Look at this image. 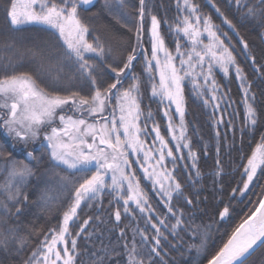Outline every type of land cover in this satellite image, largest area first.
I'll list each match as a JSON object with an SVG mask.
<instances>
[{
    "label": "snow or ice",
    "instance_id": "obj_1",
    "mask_svg": "<svg viewBox=\"0 0 264 264\" xmlns=\"http://www.w3.org/2000/svg\"><path fill=\"white\" fill-rule=\"evenodd\" d=\"M205 2L239 37V52L229 31L196 0H175L171 23L153 11V0H104L109 15L134 34L126 50L114 49L82 18L95 0H5L12 34L0 37V127L14 141L13 148L20 144L27 149L37 141L40 146L39 154L27 151L25 161L0 144L6 174L0 183V252L23 256L31 238L40 237V230L21 231L12 220L22 214L26 186L42 164H47V176L40 202L49 209L62 204V218L22 264H168L169 237L179 240L181 233L198 235L199 243L192 246L197 252L205 249L208 228L194 224L198 204L185 190L200 183L199 162L209 148L203 137L194 143L189 135L186 92L207 109L202 127L214 132L213 184L219 183L222 197L223 181L217 179L224 174L222 142H228L226 155L240 153L236 132L241 139L245 129L251 135L260 120L258 108L264 114V89L260 97L253 90L255 80L264 85V63L258 64L216 0ZM229 3L242 13L239 22H254L264 30V0ZM27 25L41 26L46 39L33 47L18 46ZM260 56L264 59V50ZM25 57L35 63L36 78L18 67ZM242 64L254 69L253 80ZM218 73L238 81L245 112L239 129L234 122L237 100L218 83ZM45 153L47 160L41 158ZM237 158L241 162L233 170L239 180L229 186L218 220L230 217L233 200L255 195L256 202L208 264H256L258 255L264 258V134L250 156ZM105 200L111 218L107 244L95 231L105 221L98 215L84 218L86 209L103 208ZM84 240L93 247L78 245ZM83 251L90 254L85 257Z\"/></svg>",
    "mask_w": 264,
    "mask_h": 264
},
{
    "label": "trees",
    "instance_id": "obj_2",
    "mask_svg": "<svg viewBox=\"0 0 264 264\" xmlns=\"http://www.w3.org/2000/svg\"><path fill=\"white\" fill-rule=\"evenodd\" d=\"M138 0H131L132 4H136ZM200 3L203 12L212 15L214 22L224 28L225 31H229V35L232 36V42L236 45L237 52L240 51L241 45L237 44L239 39L235 33L231 32L227 26L222 25L219 18L215 14L214 9L206 4L205 0H196ZM258 2V0H255ZM216 3L221 7L229 18L233 20V23L237 25L240 37H243L249 44V48L254 55L257 57V62L264 63V59L261 58L260 53L264 50V30H262L258 24L254 22H239V18L242 15L235 6L229 3V0H216ZM5 0H0V37L5 34L11 35L10 24L5 16L4 12ZM153 11L158 12L160 16L165 17L169 23L173 22L176 16V5L175 0H153ZM128 12L135 15V9L130 8ZM93 29L95 34L99 35L103 41L108 42L114 49L126 50V48L134 42L133 32L128 31V28L123 26V21L117 20L104 7V0H98L90 10L86 11L82 17ZM41 26L38 25H27L24 26V30L20 32L19 37L16 41L17 45L23 48L33 47L36 44L41 43L46 39L44 32L39 31ZM166 28V25H162V30ZM3 54V53H0ZM238 60H243V56H238ZM245 68V72L249 75V79L253 80L252 72L253 68L241 65ZM18 67L24 71H28L36 78V65L33 61L25 57ZM139 72V69H137ZM217 81L220 85L226 86L225 90L230 89V95L233 99L237 100L234 106L238 111V115L235 117V124L239 129L245 123V112L243 105L239 103L237 95L238 81H235L232 77L224 78L221 73L217 74ZM264 89V85L260 84L259 80H255L253 84V90L257 96L260 97L261 90ZM146 94V102H147ZM187 100V112L186 120L189 121V135L192 137L193 142L200 140L203 137L202 143L208 145L209 151L207 155H203L199 162V168L201 172L200 183L196 184L194 188L188 190L186 188L185 195L189 198L195 197L194 203L198 204V208L192 215V219L195 225H201L208 228V238L205 249L197 252L193 244L199 243V236L193 237L191 235H185L181 233L182 239L176 240L173 237H169L171 242L170 246L165 248L166 256L165 259L168 264H207L208 260L227 242V239L231 235V232L236 226L248 215L249 209L252 203L256 202L255 195H251L250 199L239 198L233 200L232 212L230 217L226 218L225 221H219L217 217V211L221 203H227L228 197L227 192L229 186L235 187L234 180H239L236 176L239 163L241 162L237 157L250 156L255 150V147L259 144L260 136L264 134V114H261V109L258 108V114L260 120L257 124V130L251 135L247 134L245 129V135L241 139L239 131L236 132L235 136V148L240 149L241 152H232L231 156L226 155L227 152V141L221 144V164L224 168V174L221 175L218 181H223V190L225 195L222 197L218 194L219 183L213 184L214 172H215V152L214 147L216 141L213 139L214 132L210 131L207 127H202V123L207 120V109L202 108L201 101L194 94L186 92ZM155 104L152 105L153 111L155 112ZM232 109H229L231 112ZM157 119H160V115H157ZM193 128L197 131L194 134ZM162 134L164 133V126L162 123L161 127ZM0 144L4 146L7 151L12 152V156L15 159H21L27 161L29 158L26 156L27 151L36 150L39 154V142L29 145L27 149H24L22 145L16 144L13 148L14 141L6 139L5 132L0 127ZM42 159L47 160V154L45 153ZM246 162V161H245ZM184 163V162H181ZM47 176V164L37 166L36 174L32 177L28 185L26 186L25 194L28 200L22 206V214L14 215L12 223L21 226V231L25 229H36L40 230V237H32V245L30 248L24 250L23 256L16 255L14 253L0 252V259L4 261V264H22L23 259H26L30 255L31 250L36 247V242L39 238H42L44 232L48 229L57 227L59 220L62 218L61 207L62 204L58 203L49 209L40 202V190L43 187ZM183 178V177H181ZM6 179V174L3 170V163L0 162V183H3ZM109 204L105 200L103 208L93 205L91 208L86 209V216H99L100 221L105 223H99V226L95 228L97 235L104 236V243H108L110 233L106 231V228L111 227V218L108 215ZM92 226L90 225V228ZM87 231V230H86ZM93 241L96 240V236L91 238ZM83 244L86 249L93 247L87 240L78 241V245ZM99 245L97 244V247ZM82 254L87 257L90 253L83 251ZM256 264H264V258L261 256L256 257Z\"/></svg>",
    "mask_w": 264,
    "mask_h": 264
},
{
    "label": "rangeland",
    "instance_id": "obj_3",
    "mask_svg": "<svg viewBox=\"0 0 264 264\" xmlns=\"http://www.w3.org/2000/svg\"><path fill=\"white\" fill-rule=\"evenodd\" d=\"M22 2H23V0H22ZM5 137H6V139H9V140H12L10 137H8L6 134H5ZM37 142H39V145H40V141H37Z\"/></svg>",
    "mask_w": 264,
    "mask_h": 264
},
{
    "label": "water",
    "instance_id": "obj_4",
    "mask_svg": "<svg viewBox=\"0 0 264 264\" xmlns=\"http://www.w3.org/2000/svg\"><path fill=\"white\" fill-rule=\"evenodd\" d=\"M98 0H95V3L97 2ZM208 264V263H207Z\"/></svg>",
    "mask_w": 264,
    "mask_h": 264
}]
</instances>
